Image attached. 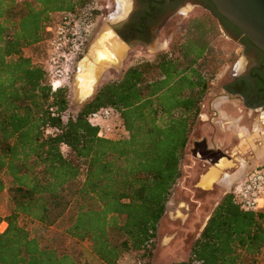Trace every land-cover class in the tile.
Masks as SVG:
<instances>
[{"label":"trees","instance_id":"trees-1","mask_svg":"<svg viewBox=\"0 0 264 264\" xmlns=\"http://www.w3.org/2000/svg\"><path fill=\"white\" fill-rule=\"evenodd\" d=\"M93 2L0 0V197L9 208L0 216L8 224L0 233V264H81L28 228L67 218V234L89 241L102 264H119L128 253L151 257L201 105L223 63L221 28L242 35L207 0L210 11L185 23L170 53L102 84L74 113L70 89L52 91L46 30L60 12L99 16ZM101 108L120 115L126 138L98 136L88 117ZM47 127L56 133L46 136ZM174 264H264V210L246 212L227 194L189 258Z\"/></svg>","mask_w":264,"mask_h":264},{"label":"rangeland","instance_id":"rangeland-1","mask_svg":"<svg viewBox=\"0 0 264 264\" xmlns=\"http://www.w3.org/2000/svg\"><path fill=\"white\" fill-rule=\"evenodd\" d=\"M130 1L131 0H94L92 6L99 9L98 11L100 12L95 28V34L105 22L114 21V23H118L121 17L126 15L128 12L126 10L130 9L132 6ZM117 6L118 8L116 9ZM125 8V13L122 15L121 13ZM115 11V16H109ZM205 13V10L199 8L188 14V16L185 15L182 19H180L179 24L175 23L173 25V29L166 32V35L162 37V41L155 42L153 47H150L149 49L137 47L136 45L133 46L132 49L129 50L127 58L125 59L123 67L124 72L137 64L154 61L160 54L170 53L172 41L179 35V32L182 30L185 23L192 16H200ZM218 47L222 52L221 60L223 63L215 72V78L209 92L210 95L208 96L209 100L216 98L223 92L222 87L224 83L229 81L233 75L243 74L246 67H250L252 65L251 59L249 57L246 58L243 54V49L240 47V44L237 41L232 40L231 37L225 33L223 28H221V37L218 42ZM29 54L32 53L29 52ZM119 78L120 77H118V74L115 71H109L105 75L102 84ZM71 111L74 113L79 112L73 110L72 108ZM251 114L252 116L250 119L253 120V124L249 127V131L252 132L259 124L263 126V123H257L254 125V121L258 118H261L259 119L260 121L264 120V108L258 109L257 112L252 111ZM263 128L264 127H262V129ZM260 138L261 137H259L260 141H258L259 145L253 151V154H248L244 157L242 162H248L249 165H264V138ZM257 150L258 152L256 153L255 151ZM239 165H241V163H239ZM255 168L250 170L248 177L259 171L255 170ZM261 170H264V168ZM194 184L193 179L192 181L185 183V188L182 185L176 188L173 197L170 199L167 213L159 225L157 238L155 239L154 245L151 249L152 256L149 257L148 254H145V252L128 253L122 257L119 264H174L189 258L192 246L198 238V234L200 232L199 227H202L206 221L205 218L208 212H206L207 208L205 205L209 203L213 207L216 204L217 197L219 195L218 190L215 192L198 191L195 189ZM241 184L242 181L236 186L234 190L235 196ZM191 199L204 203L203 210L206 212V214H203L201 220L197 222V227L193 226L198 218H196V215L194 214L195 203ZM8 212L9 208L7 201L0 197V216L5 217ZM68 227V218L63 220L60 225L51 228H46L44 226H28L32 235L41 239L43 244H52L61 252L74 255L81 262V264H102L99 258L93 253L91 243L89 241L79 242L70 237L67 234Z\"/></svg>","mask_w":264,"mask_h":264},{"label":"flooded vegetation","instance_id":"flooded-vegetation-1","mask_svg":"<svg viewBox=\"0 0 264 264\" xmlns=\"http://www.w3.org/2000/svg\"><path fill=\"white\" fill-rule=\"evenodd\" d=\"M130 3L132 5L130 9L126 10L125 8L121 13L123 15L125 10L128 11L123 17L120 16L118 32L129 44L145 49L153 47L155 42L162 41L166 32L172 30L175 23L179 24L180 19L185 15L188 16L199 8L210 11L207 0H131ZM115 15L116 11L109 16ZM222 27L232 40L240 44L243 54L246 58L249 57L252 62V65L246 67L243 74H235L224 83L223 92L217 96V99H211L208 102L210 112L208 127L212 130L210 140L214 141L216 145L220 144L216 148L224 150L231 146L232 149L239 148L238 127L248 131L253 124V120L250 119L251 112L264 108V52L248 43L245 36H237L236 31L230 29L226 24H223ZM228 127H231V131L228 130ZM203 149L210 150V147L203 146ZM191 200L195 203L194 214L198 218L193 226L197 227V222L206 212H208V216L212 206L209 203L205 205L207 208L205 212L203 210L204 203L195 199Z\"/></svg>","mask_w":264,"mask_h":264},{"label":"built area","instance_id":"built-area-1","mask_svg":"<svg viewBox=\"0 0 264 264\" xmlns=\"http://www.w3.org/2000/svg\"><path fill=\"white\" fill-rule=\"evenodd\" d=\"M93 10L96 7H91ZM99 16L92 13L77 16L70 12H60L54 15V21L47 27L48 39L44 43L46 58L44 64L49 70L52 91L68 87L72 93V79L77 71L78 62L86 54L92 39ZM70 93V100H71ZM54 112V108H51ZM89 123L98 129V136L103 139L120 140L128 136L120 115L110 108H101L91 113ZM56 130L47 127L46 136H51ZM264 165L258 166L257 173L242 181L236 198L246 212L264 210ZM234 193V192H233ZM8 227L4 220L0 224V233Z\"/></svg>","mask_w":264,"mask_h":264},{"label":"water","instance_id":"water-1","mask_svg":"<svg viewBox=\"0 0 264 264\" xmlns=\"http://www.w3.org/2000/svg\"><path fill=\"white\" fill-rule=\"evenodd\" d=\"M218 12L235 25L251 43L264 52V0H210ZM119 23L105 22L96 32L72 79L71 108L80 111L98 93L105 75L124 74V62L134 44L118 32ZM107 36L108 39H107ZM112 40H109V39ZM116 43L112 46L110 43Z\"/></svg>","mask_w":264,"mask_h":264},{"label":"crops","instance_id":"crops-1","mask_svg":"<svg viewBox=\"0 0 264 264\" xmlns=\"http://www.w3.org/2000/svg\"><path fill=\"white\" fill-rule=\"evenodd\" d=\"M209 95H207L201 105V114L190 135L185 157L181 164L182 177L177 185V187L182 185L185 188V183L194 179V187L198 191H219L217 202L202 225L198 238L219 202L227 194L234 192L236 186L249 175L250 170L258 166L256 164L249 165L248 162L244 163L242 161L248 154H253V151L259 145V137L264 138V128L262 129L264 127V120L260 121L259 119L261 118H258L255 120V124L263 123V126L259 124L252 132L249 129L247 131V129L238 127L240 135L238 136L239 148L232 149V146L224 150L216 148L220 144L216 145L214 141L210 140L212 130L208 127V120L210 119V112L208 110ZM214 99H217V97ZM257 111L255 110L254 112ZM228 130L231 131V127H228ZM203 146H209L210 150H204ZM255 152L257 153L258 150Z\"/></svg>","mask_w":264,"mask_h":264},{"label":"bare ground","instance_id":"bare-ground-1","mask_svg":"<svg viewBox=\"0 0 264 264\" xmlns=\"http://www.w3.org/2000/svg\"><path fill=\"white\" fill-rule=\"evenodd\" d=\"M123 7H124V5H123ZM116 18V17H115ZM108 37L109 36H107V39H108ZM109 40H112L111 38L109 39ZM112 46H114L116 43H114L113 41H111V43H110ZM115 47H116V45H115ZM209 186V185H208ZM211 186V185H210Z\"/></svg>","mask_w":264,"mask_h":264}]
</instances>
